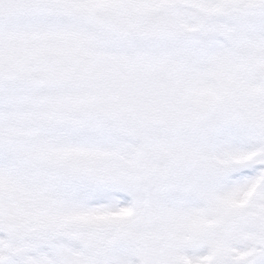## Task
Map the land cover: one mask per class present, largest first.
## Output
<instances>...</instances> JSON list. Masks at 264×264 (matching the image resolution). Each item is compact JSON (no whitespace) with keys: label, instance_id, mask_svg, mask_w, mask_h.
<instances>
[{"label":"snow or ice","instance_id":"snow-or-ice-1","mask_svg":"<svg viewBox=\"0 0 264 264\" xmlns=\"http://www.w3.org/2000/svg\"><path fill=\"white\" fill-rule=\"evenodd\" d=\"M0 264H264V0H0Z\"/></svg>","mask_w":264,"mask_h":264}]
</instances>
